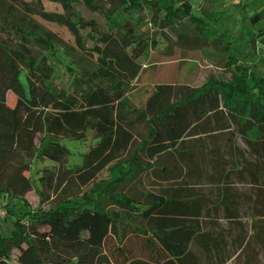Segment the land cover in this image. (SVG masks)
I'll return each instance as SVG.
<instances>
[{
	"label": "trees",
	"instance_id": "1",
	"mask_svg": "<svg viewBox=\"0 0 264 264\" xmlns=\"http://www.w3.org/2000/svg\"><path fill=\"white\" fill-rule=\"evenodd\" d=\"M22 1L0 0V206L5 197L25 200L33 187L27 173L39 153L55 164L43 169L38 189L40 203L49 201V208L40 205L14 215L11 231L0 233V264H14L15 250L17 264H226L239 251L245 264H256L254 244L264 252V219L249 235L230 184L238 174L241 181L249 178L264 186V76L240 62L229 31L213 26L221 15L208 11L205 3L197 15L190 0H85L105 13L107 21L117 12L129 14L119 27L106 30L93 20L76 21L74 0H56L71 10L60 20L78 48L96 56L91 67L84 65L83 54H73V48L29 14L34 11L27 2L25 10L20 8ZM37 1L39 13L53 20ZM105 2L112 3L107 12ZM147 10L155 25L175 30L183 44L229 53L225 65L233 79L158 83L145 103L137 105L133 92L142 60L158 40L138 35L131 16L142 11L143 22ZM263 18L264 9L251 17L253 26ZM88 27L90 50L83 32ZM57 46L71 59V91L54 89L49 57ZM9 92L17 96L14 105L8 103ZM89 130L96 143L83 165L69 167L70 150L61 139H82ZM223 133L229 139L241 136L259 159L231 164L214 194L192 185L190 174L139 196L120 190L128 174L147 168L161 165L167 176L162 157L175 152L193 160L207 151L205 139L214 142ZM124 154L129 156L121 160ZM116 160L122 166L118 177L98 181ZM133 239H139L135 249Z\"/></svg>",
	"mask_w": 264,
	"mask_h": 264
},
{
	"label": "rangeland",
	"instance_id": "2",
	"mask_svg": "<svg viewBox=\"0 0 264 264\" xmlns=\"http://www.w3.org/2000/svg\"><path fill=\"white\" fill-rule=\"evenodd\" d=\"M22 1V0H21ZM25 2L30 6L34 13H29L36 18L46 28L55 32L58 37L73 48V54L79 53L85 56L83 59L84 65L93 66L96 62V56L86 50H80L76 44L75 36L71 33L68 27L60 20L61 16L70 15L71 10H68L62 3L56 0H41L43 6L53 16V20L46 18L40 12V5L37 0H23L19 7L25 10ZM193 5V12L201 15L200 6L206 4L208 11L213 14H220L221 21L213 26L229 31L232 34L234 41V51L237 58L243 65L250 66L258 75L264 76V18L262 22L253 26L251 17L264 9V0H190ZM104 10L107 12L112 7V3L105 2ZM74 11L78 14L73 18L77 21L84 18L88 21H95V23L106 30H112L119 27L124 21V16H129L125 12H117L111 20L107 21L105 13L102 14L98 10L89 7L85 0H74ZM148 19L143 22L139 21V15L142 11L134 12L131 16L132 22L135 24L136 33L138 35H146L155 37L158 40L157 46H150L148 54L143 58V72L139 80L135 83L134 102L141 106L145 103L146 98L158 83H179L189 82L190 84H202L210 77L218 79L231 80L233 79L232 72L225 65L229 58V53L212 48V47H193L192 45L183 44L179 38L178 33L173 29H163L159 25H155L150 18L153 14L150 10L144 11ZM87 31H91L90 27L83 30L86 34V43L88 50L93 45V41ZM169 36V40L166 35ZM75 48V49H74ZM50 62L54 67L53 84L54 89H66L71 91L72 75L68 70L71 65V59L65 52L64 48L57 46L55 53L49 57ZM78 63L79 60H78ZM20 79L23 83L27 93H29V82L26 71L20 73ZM17 96L13 92L8 93V103L14 105ZM144 134L146 130L142 131ZM230 134H221L219 139L214 142L211 139H205L207 144V151H201L196 154L193 160H183L175 152H171L162 157L160 161L167 163L169 167L168 175L162 174L161 165L153 167L152 169H145L143 172H136L135 174H128L126 179L122 182L120 190L129 192L134 196H139L142 191L148 189H155L162 184H167L174 180L184 179L190 174L188 181L196 186L203 193H215L219 191L224 180V173L228 172L230 165L234 163H243L245 159L258 161L256 155H251L250 147L247 142L239 135L229 139ZM97 139L94 137L92 130L87 132L85 138H63L62 144L66 145L70 154L68 156V166L77 167L84 163L85 155L90 147L95 144ZM129 155L124 154L120 159L123 160ZM114 161L111 165L105 168L99 174V180H113L120 174L122 166H118ZM55 163L39 155L35 158L31 170L27 173L32 179L33 187L26 194L25 200L17 198H7L2 200V214H0V233L8 234L15 219V214L32 208L36 209L40 205L43 208H49L50 202L46 201L44 204L40 203V196L38 189L40 188V177L43 174L45 167H51ZM119 167V168H117ZM196 171H192L193 168ZM117 168V169H116ZM124 168L128 170V165ZM116 169V170H115ZM192 172V173H191ZM140 173V174H139ZM158 174V175H157ZM177 177V178H174ZM233 182L230 184L232 192L239 199L242 220L246 225L249 235L254 234V229L264 219V186L254 184L248 178L241 181L238 174L232 175ZM225 183V182H224ZM226 185V183H225ZM224 185V186H225ZM93 186L90 185L85 188V192L89 195ZM80 201H83L80 198ZM27 202V204H25ZM110 207H117L110 204ZM224 225H228L226 219L221 218ZM139 239L131 240V245L135 249L138 247ZM256 253H259L256 264H264V252L262 248L255 243ZM240 252V251H239ZM235 254L226 264H245L243 255ZM18 251H14V264Z\"/></svg>",
	"mask_w": 264,
	"mask_h": 264
},
{
	"label": "built area",
	"instance_id": "3",
	"mask_svg": "<svg viewBox=\"0 0 264 264\" xmlns=\"http://www.w3.org/2000/svg\"><path fill=\"white\" fill-rule=\"evenodd\" d=\"M8 198V197H7ZM0 214H2V210H1V208H0Z\"/></svg>",
	"mask_w": 264,
	"mask_h": 264
},
{
	"label": "crops",
	"instance_id": "4",
	"mask_svg": "<svg viewBox=\"0 0 264 264\" xmlns=\"http://www.w3.org/2000/svg\"><path fill=\"white\" fill-rule=\"evenodd\" d=\"M232 35V34H231ZM208 47V46H207Z\"/></svg>",
	"mask_w": 264,
	"mask_h": 264
}]
</instances>
